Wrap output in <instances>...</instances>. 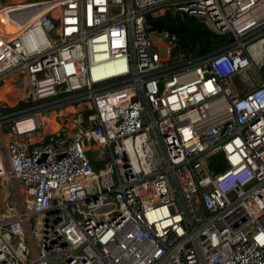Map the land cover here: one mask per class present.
I'll list each match as a JSON object with an SVG mask.
<instances>
[{"label": "built area", "instance_id": "obj_1", "mask_svg": "<svg viewBox=\"0 0 264 264\" xmlns=\"http://www.w3.org/2000/svg\"><path fill=\"white\" fill-rule=\"evenodd\" d=\"M1 1L34 15L0 31V82L30 95L0 110V264H264V0ZM166 14L222 44L182 56Z\"/></svg>", "mask_w": 264, "mask_h": 264}, {"label": "trees", "instance_id": "obj_2", "mask_svg": "<svg viewBox=\"0 0 264 264\" xmlns=\"http://www.w3.org/2000/svg\"><path fill=\"white\" fill-rule=\"evenodd\" d=\"M148 22L152 31L168 32L176 36L178 41L177 51L182 56H202L213 52L222 44V40L219 37L215 36L193 17L184 16L181 19L179 16L166 14ZM17 81L18 79L15 82ZM25 105L28 106V104H22L21 107L25 108ZM9 110L12 111L14 109ZM48 130L54 132L50 128ZM221 161L219 155L211 158L209 161L210 169L214 172L221 171Z\"/></svg>", "mask_w": 264, "mask_h": 264}, {"label": "rangeland", "instance_id": "obj_3", "mask_svg": "<svg viewBox=\"0 0 264 264\" xmlns=\"http://www.w3.org/2000/svg\"><path fill=\"white\" fill-rule=\"evenodd\" d=\"M27 1H30V0H2L1 3L6 6V5H17V4H24V3H27ZM37 2H45L47 0H36ZM22 8H15V9H11L10 11H14V12H18L20 11ZM6 20L8 19L11 23H14L11 21L10 17L9 16H5ZM16 24V23H14ZM0 31L2 33H4L2 31V29L0 28ZM10 33H8L9 35ZM160 54H161V57H165L166 56V52L164 49H162L160 51ZM179 53L177 52H174L172 55H171V58L173 61H176L178 58H179ZM18 76V75H17ZM18 81L15 82L14 84H11L12 87H13V90L11 91L12 93V96L14 94H17L16 99L17 101L15 100H10L9 101V105H5L4 107H1L0 110H2L3 112L5 113H10V112H18V109H22L23 107H21L22 104H26L27 103V94H28V91H27V88H26V83H25V80H24V77L23 76H18ZM27 105H25L24 107H26ZM14 109L13 111L9 110V109ZM67 110V109H66ZM62 110V111H56L55 113H49L45 116L44 119H49L51 120V122H55L56 124L58 123V125L60 126L59 127H55V125H53L52 123H49L48 121H44L42 123V127H43V133L41 135H39L40 137H42L43 135H50L54 132H51L48 130V128H50L52 131L58 129L57 131H62V130H67V131H70L74 128V122H73V110L72 109H69V110ZM53 118V119H52ZM43 119V120H44ZM53 120V121H52ZM12 194V191H11V188L9 186L8 183H3V184H0V218H6L8 216H5L3 215L2 213V210L5 206H8L12 209L15 208V203H14V199L13 197L11 196ZM110 208L109 207H105L103 209H101L100 211H98V213H106L107 211H109Z\"/></svg>", "mask_w": 264, "mask_h": 264}, {"label": "crops", "instance_id": "obj_4", "mask_svg": "<svg viewBox=\"0 0 264 264\" xmlns=\"http://www.w3.org/2000/svg\"><path fill=\"white\" fill-rule=\"evenodd\" d=\"M5 16H6V11H5V15L3 14L2 16H0V24H2L0 26V28L2 29V31L4 30L3 31L4 34L8 35V33H10L9 35H14V34L19 33V30L21 29V27H18V26H24V24L21 23L22 25L21 24L18 25V24L11 23L8 19L7 20L5 19L6 18ZM26 23L27 22L25 20V24ZM18 78L19 77L17 75L16 76H10V77H8V78H6L0 82V108L4 107L5 105H9L10 100L17 101V99L15 97V96H17V94H14L12 96L11 91L13 90V87L11 84H14ZM44 121L45 120H43V122ZM32 127H33L32 122H25V123H22L20 125L21 129L29 128L30 129L29 131H31Z\"/></svg>", "mask_w": 264, "mask_h": 264}, {"label": "bare ground", "instance_id": "obj_5", "mask_svg": "<svg viewBox=\"0 0 264 264\" xmlns=\"http://www.w3.org/2000/svg\"><path fill=\"white\" fill-rule=\"evenodd\" d=\"M39 11V10H38ZM57 12H56V10H54V13L53 14H56ZM3 14H1L0 16H2ZM34 15V14H33ZM32 15V16H33ZM32 16H30L29 18H27L26 19V22H29L30 21V19H31V17ZM22 24H25V20H23V22H22ZM2 24H0V26H1ZM18 27H21V26H18ZM20 29V28H19ZM14 76H16V75H14ZM18 76H23L22 74H19ZM27 88V87H26ZM27 91H28V89H27ZM27 103L28 102H30V95H29V92H28V94H27ZM69 109H71V108H68L67 110H69ZM66 110V111H67ZM73 110V113H75L77 110H78V108H74V109H72ZM53 119V118H52ZM44 120H46V121H48L49 123H52L53 125H55V127L57 128V127H59L60 128V126L58 125V123L56 124L55 122H51V120H49V119H44ZM53 121V120H52ZM58 128V129H59ZM58 129H56V130H54V132L55 131H57Z\"/></svg>", "mask_w": 264, "mask_h": 264}]
</instances>
